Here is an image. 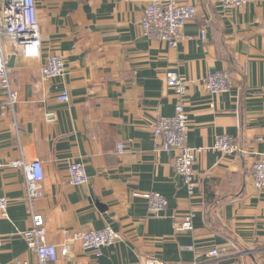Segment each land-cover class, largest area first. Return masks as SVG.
Segmentation results:
<instances>
[{"label":"crops","instance_id":"obj_1","mask_svg":"<svg viewBox=\"0 0 264 264\" xmlns=\"http://www.w3.org/2000/svg\"><path fill=\"white\" fill-rule=\"evenodd\" d=\"M149 1L36 0L41 58L25 59L4 42L9 62L16 56L9 68L20 97L15 113L0 110V159L42 161L44 197L34 211L45 218L44 243L58 247V264H264V189L252 180L264 153V0L241 8H225L223 0H180L197 14L175 49L144 35ZM53 54L64 58L66 71L42 82ZM170 71L188 86L182 100L188 144L209 149L197 155L193 194L153 133L156 121L174 116L181 102L167 85ZM222 71L234 87L212 95L204 81ZM64 91L69 102L58 101ZM47 111L56 123L46 122ZM222 135L240 151L211 150ZM118 143L127 146L122 155ZM73 161L85 165L87 185L70 184ZM152 192L168 200L160 217L150 214L143 197ZM0 195L9 200L7 217H0V264H37L21 235L31 223L24 173L1 171ZM189 216L193 230L178 231ZM108 226L121 241L103 248L101 257L71 241L75 233ZM65 245L67 256L60 253ZM213 250L220 257H212Z\"/></svg>","mask_w":264,"mask_h":264},{"label":"built area","instance_id":"obj_2","mask_svg":"<svg viewBox=\"0 0 264 264\" xmlns=\"http://www.w3.org/2000/svg\"><path fill=\"white\" fill-rule=\"evenodd\" d=\"M248 4V0H223L225 8H241ZM197 14V8L180 0H151L146 6L142 30L150 39L166 43L169 48L175 49L183 38V29L188 21ZM206 39V31H202V40ZM9 41L14 49L25 59L38 60L42 56L41 31L38 21L36 0H0V89L3 91L4 100L0 101V110L15 113L19 102V91L13 88L11 82V70L9 60L4 49V42ZM66 71L64 58L59 54L49 57L41 70L42 82L61 77ZM168 87L181 99L175 107L172 117H160L153 128L154 136L161 140L160 149L169 156H173L175 172L181 177L190 194L196 186L195 164L197 155L209 149L193 148L188 144L189 117L185 111L182 100L187 97L188 86L185 79L177 72L170 71L166 75ZM206 90L212 94L230 92L234 83L227 71L209 72L205 81ZM41 83L36 84L39 88ZM59 102H69L70 95L67 91L58 96ZM47 123H56L54 112L47 111L44 114ZM262 142L263 140H258ZM127 146L118 143L117 152L122 155ZM211 150L227 155H233L240 151L235 140L229 135L217 137ZM15 170L24 173L26 186V199L30 205V228L21 233L23 239L37 256V264H58L59 249L56 245L44 243L46 237V223L42 214L34 211L36 201L44 197V167L40 160L28 161L25 157L11 162H3L0 159V172ZM70 184L80 187L89 183L86 167L82 162L73 161L69 165ZM252 180L257 190L264 189V153L255 163L252 169ZM139 196V195H137ZM148 201V209L152 216L160 217L168 206V200L159 193L143 195ZM9 200L0 195V217L8 215ZM178 231L193 230L192 216L186 217L177 227ZM71 241L81 243L86 251L94 252L98 257L102 256V249L113 246L121 241V236L111 227L103 230H90L72 235ZM3 242V234L0 232V247ZM69 246L62 247L60 253L67 256ZM212 257H220L218 250H213ZM17 264H27L19 262ZM146 264H164L161 261L151 260Z\"/></svg>","mask_w":264,"mask_h":264},{"label":"water","instance_id":"obj_3","mask_svg":"<svg viewBox=\"0 0 264 264\" xmlns=\"http://www.w3.org/2000/svg\"><path fill=\"white\" fill-rule=\"evenodd\" d=\"M15 61H16V56L14 55V56L11 57L10 62H9V67L10 68L14 67Z\"/></svg>","mask_w":264,"mask_h":264}]
</instances>
